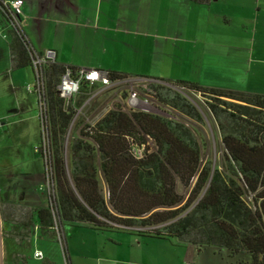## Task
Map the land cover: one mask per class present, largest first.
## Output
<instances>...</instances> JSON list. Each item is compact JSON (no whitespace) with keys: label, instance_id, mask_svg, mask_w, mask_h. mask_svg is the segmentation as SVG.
<instances>
[{"label":"trees","instance_id":"16d2710c","mask_svg":"<svg viewBox=\"0 0 264 264\" xmlns=\"http://www.w3.org/2000/svg\"><path fill=\"white\" fill-rule=\"evenodd\" d=\"M185 1L207 6L212 0ZM0 14L9 27V70L28 67L33 74L30 54L41 52L31 49L22 29L9 23L6 11ZM66 68L76 69L55 61L41 69L44 165L50 169L53 207L0 198V221L7 227L2 235L11 245L28 243L35 231L38 237L47 236L39 239L52 241V232L59 231L66 255L63 226L84 224L97 230L134 228L138 234L174 238L198 249H223L236 264H264V95L175 81L176 87L205 99L222 147L223 168L218 169L201 161L200 143L184 123L125 109L129 92L92 125H83L66 145L73 99L60 98L56 88ZM105 72L110 80L131 78ZM148 80L147 95L158 111L167 108L188 122L202 124L199 111L173 86ZM87 88L81 83L79 93ZM36 100L37 104V94ZM148 141L152 150L145 147ZM135 146L142 148L140 159L133 157ZM176 181L189 187L184 201L176 192ZM113 223L122 227L113 228ZM12 253L9 264H27L22 251ZM40 264L51 262L42 259Z\"/></svg>","mask_w":264,"mask_h":264},{"label":"rangeland","instance_id":"374dc122","mask_svg":"<svg viewBox=\"0 0 264 264\" xmlns=\"http://www.w3.org/2000/svg\"><path fill=\"white\" fill-rule=\"evenodd\" d=\"M178 3L180 5L176 6L178 23L175 33L160 32V38H156L155 33V38L146 40L145 47H139V58L133 59L130 54L127 58L117 56L115 63H120L121 68H129L132 74L127 75L131 78L143 77L148 82V79L161 76L162 83L173 86L192 103L202 116L201 125L188 122L167 108H162V112L158 111V105L152 99H149L152 107L142 106L144 109L141 110L167 115L187 125L200 143L201 161H210L211 166L222 169V147L215 124L205 107V99L198 94L176 87L175 81L178 78L197 82L204 87L225 88V90L264 95V65L255 63L248 65L245 68L247 73L239 74L242 80H237L236 74L227 72L229 69L233 70V67L228 64L230 58L220 59L218 54L222 49H226V53L230 51L234 27L230 26V23L226 24V41L224 42L218 37L216 30L205 25L202 26V23L201 26L197 24L198 16L194 14V10L193 13L191 10L189 15V9L186 6L189 2L180 1ZM190 17H192V22L189 21ZM220 32L224 36V29H221ZM5 36L7 38V33ZM196 39H199L200 42ZM62 51L67 58L69 50L62 49ZM112 57L114 58V55ZM2 58L0 55V198L34 206L37 204L48 205L47 172L44 165L47 156L42 149L34 152L40 139L37 100L33 91L34 77L29 68L20 69L17 72L10 71L9 65L5 63V57L2 64ZM132 59L137 62V69L130 66ZM240 69L244 70L243 65ZM146 82L132 84L130 88L122 86L105 90H99L94 86L73 97L71 104L74 116L65 137V144L67 145L71 138L78 134L83 125L94 123L114 105L120 104L123 93L127 96L128 92L133 90L138 98H142L146 93L144 89ZM145 147L149 150L153 149L150 141ZM37 154L41 156V159ZM176 192L183 197L184 201L189 193V187L185 188L176 181ZM103 194L105 195V190H103ZM110 226L113 228L122 227L114 223ZM6 229L7 227L1 222L2 264H9L11 256L15 255L12 252L20 251L27 258V264H40L42 259L49 260L51 264H108L105 259L110 253H116L113 243L108 239L125 238L127 242L125 240L123 243L121 242L119 250L122 253V249L131 240V237L138 235L135 229L97 230L84 224H65L62 230L66 254L64 255L57 239V234H61L59 231L56 234L52 232V241L39 239L47 238V236L38 237V233L35 231L34 237L28 243L16 246L11 245V241L2 235ZM147 230L149 228L146 227L145 231ZM138 236H140V244H143L144 253L149 249H154V252H158L160 255L158 263L155 261L149 263L146 261L149 258L143 254V261L145 260L143 264H165L169 261L168 253H170V258L172 256L170 264H236L235 258L225 254L226 251L223 249L203 246L200 248V252H197L199 250L197 247L189 244L182 245L174 238L157 239L151 235H145V233ZM150 242L155 243V246H152ZM34 252H39L42 259L33 258Z\"/></svg>","mask_w":264,"mask_h":264},{"label":"crops","instance_id":"0c3cea01","mask_svg":"<svg viewBox=\"0 0 264 264\" xmlns=\"http://www.w3.org/2000/svg\"><path fill=\"white\" fill-rule=\"evenodd\" d=\"M22 1V14L19 21L33 51L52 50L55 62L65 66L91 67L102 71L132 74L129 68H121L120 63H115L116 57L127 58L130 54L133 59L139 58V49L145 47L148 38H155V33L156 38H160V32L175 33L178 23L176 6L180 5L178 2L185 0ZM192 4L189 2L186 5L189 15L191 10L192 13L194 10V14L199 17L196 19L197 24L201 26L202 23V26L216 30V34L218 32V37L224 42L226 41V24L230 23V26L234 27L230 51L226 53V49H222L218 53L220 59L230 58L228 64L233 67V70L229 69L227 72L236 74L237 80L241 81L239 74L247 73L245 68L248 65L252 63L264 65V0H212L207 6ZM189 21L192 22V17ZM221 29H224V36L221 35ZM8 30V24L0 14V34L2 33L0 55L3 57L2 64L5 57L7 65H9ZM6 33L7 38H5ZM196 40L200 42L199 39ZM62 49L69 50L67 58ZM133 59L130 66L137 69V62ZM242 65L244 70L240 69ZM155 79L162 78L159 76ZM177 80L182 79L177 78ZM192 83L201 86L197 82ZM138 235L131 237L122 249V253L119 251L121 242L123 243L124 240L127 242V240L123 237L108 239L113 243L116 253H110L105 262L143 264L144 254L150 259H146L149 263L153 261L158 263L159 253L154 252V249L144 253L143 244H140ZM150 244L155 246V243L150 242ZM197 252H200V249ZM167 257L169 261L165 264H170L172 258L170 253Z\"/></svg>","mask_w":264,"mask_h":264},{"label":"built area","instance_id":"2783aa9c","mask_svg":"<svg viewBox=\"0 0 264 264\" xmlns=\"http://www.w3.org/2000/svg\"><path fill=\"white\" fill-rule=\"evenodd\" d=\"M22 0H0V11H6L7 17H9V23L12 24L14 27L17 26L18 28L22 29V25L19 21V17L22 14ZM31 57V68L34 74V92L37 94L38 103V119L40 122V132H41V141L37 147L34 148V152L39 151L42 149L43 153L47 151V142L45 139V128H44V104L42 99L40 98V93L42 91V66L45 64L51 63L55 61V55L52 50H45L41 52V55H37L34 52L30 54ZM146 79H136V78H121L116 80H110L108 78L107 72L94 69V68H76L71 70L66 68L65 72L61 75L59 82L57 84V91L59 97L68 101L73 99L77 94H79L80 85L81 83L86 84L88 87H98L99 90H105L106 88L111 87H118L121 88L122 86H127L128 88L131 87L133 84H139L141 82H146ZM151 80L146 82V85L150 83ZM144 87L146 93L142 98H138L136 92L131 90L127 99L124 102L125 109L127 110H141L144 109L142 106H151L149 102V96L147 92L149 90L147 87ZM27 91L29 92L28 88ZM147 111V110H144ZM93 124V123H92ZM89 124V125H92ZM133 157L136 159H140L142 157V148L134 147L132 148ZM46 160V159H45ZM46 186L48 191V198H49V205L53 207V194H52V183L50 180V169L46 166ZM134 229V228H132ZM57 231V230H56ZM59 235L57 234V239L59 240ZM33 258L35 259H42V255L39 252L33 253Z\"/></svg>","mask_w":264,"mask_h":264},{"label":"water","instance_id":"95a60500","mask_svg":"<svg viewBox=\"0 0 264 264\" xmlns=\"http://www.w3.org/2000/svg\"><path fill=\"white\" fill-rule=\"evenodd\" d=\"M1 223V221H0ZM2 246H1V233H0V264H2V254H1Z\"/></svg>","mask_w":264,"mask_h":264}]
</instances>
